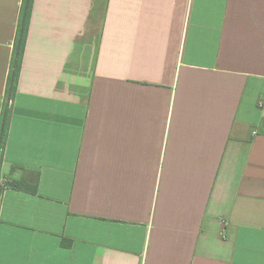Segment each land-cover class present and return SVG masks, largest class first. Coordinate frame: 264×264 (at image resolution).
I'll use <instances>...</instances> for the list:
<instances>
[{"label": "crops", "instance_id": "crops-1", "mask_svg": "<svg viewBox=\"0 0 264 264\" xmlns=\"http://www.w3.org/2000/svg\"><path fill=\"white\" fill-rule=\"evenodd\" d=\"M0 177V264H264V0H35Z\"/></svg>", "mask_w": 264, "mask_h": 264}, {"label": "trees", "instance_id": "trees-1", "mask_svg": "<svg viewBox=\"0 0 264 264\" xmlns=\"http://www.w3.org/2000/svg\"><path fill=\"white\" fill-rule=\"evenodd\" d=\"M35 0H23L18 29L14 43V54L12 59V68L8 81L6 99L4 103L3 113L0 120V172L4 161L5 148L8 141V134L12 118V102L14 100L17 85L20 77L21 67L23 63L25 48L28 40L29 27ZM6 187L24 189L36 192L37 183L31 184L26 179H13L11 181H3L0 177V202L4 189Z\"/></svg>", "mask_w": 264, "mask_h": 264}]
</instances>
